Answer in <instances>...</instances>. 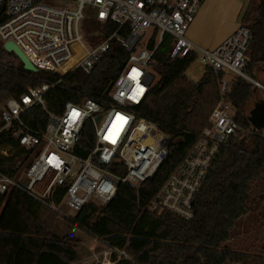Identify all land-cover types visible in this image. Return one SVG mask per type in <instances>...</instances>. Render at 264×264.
<instances>
[{
  "label": "built area",
  "instance_id": "1",
  "mask_svg": "<svg viewBox=\"0 0 264 264\" xmlns=\"http://www.w3.org/2000/svg\"><path fill=\"white\" fill-rule=\"evenodd\" d=\"M204 1L0 0L3 47L8 41L14 42L38 70L53 75L28 86L20 97L3 101L0 133L10 132L21 147L32 150V156L30 165L17 177L0 171V193L18 188L55 211L66 207L76 213L89 202H110L121 182L139 190L154 177L173 152L175 138L157 121L139 116L132 106L140 104L158 80L155 51L167 38L171 59L195 52L218 78L220 99L208 124L149 204L151 210H167L193 219L196 195L213 161L232 139L243 135L235 108L227 99L232 79L226 77L240 76L264 90V84L245 72L252 40L249 26L240 25L213 49L187 37ZM110 27L111 33L103 36ZM152 40L156 42L153 49ZM111 41L119 42L129 55L106 92L107 100L83 96L67 101L60 112L49 110L47 95L69 88L67 77L78 69L91 74L108 53ZM34 107H41L48 115L43 132L31 127L25 118ZM87 123L93 127L95 143L83 157L77 148ZM245 131L264 137V126ZM6 150L2 153L7 154ZM108 250L129 258L124 250Z\"/></svg>",
  "mask_w": 264,
  "mask_h": 264
},
{
  "label": "trees",
  "instance_id": "2",
  "mask_svg": "<svg viewBox=\"0 0 264 264\" xmlns=\"http://www.w3.org/2000/svg\"><path fill=\"white\" fill-rule=\"evenodd\" d=\"M247 16L244 14L245 20L249 19ZM250 19L247 26L252 30V40L245 72L264 84V0H259ZM111 29L102 35H109ZM155 46L152 40L150 47ZM170 52L166 38L155 51L154 69L159 78L144 100L132 108L139 116L157 121L162 129L173 134V152L139 190L121 182L110 202L105 205L89 202L69 220L109 248L128 254L126 258L113 251V264H264V248L262 254L253 255L228 244L249 213L257 210L264 218V192L258 198L253 195L254 187L264 184V137L245 133L254 123L264 120V101L256 97L259 87L240 76L232 78L227 99L235 108L243 135L232 139L213 161L195 198V217L187 220L170 211L149 207L153 195L208 124L220 99L218 78L211 66L206 65L201 79L193 81L187 77L186 70L197 54L192 52L171 59ZM3 54H12L16 60L7 61ZM128 55L119 42L111 41L108 53L91 74L78 69L67 77L69 88H59L47 95L48 109L60 112L67 101H77L83 96L105 102L106 92ZM51 78L53 75L45 71L25 69L14 53L0 45V100L20 97L28 86ZM253 100L256 106L249 114L248 105ZM25 118L40 132L48 122V115L41 107L30 109ZM94 139L93 127L87 123L77 153L86 157ZM4 149L13 152L4 155ZM31 156L32 150L21 147L10 132L0 133V171L17 177L20 170L30 165ZM60 199L56 197L57 202ZM58 216L57 211L21 189L0 193V264L77 262L78 238L69 233L60 236L54 231Z\"/></svg>",
  "mask_w": 264,
  "mask_h": 264
},
{
  "label": "rangeland",
  "instance_id": "3",
  "mask_svg": "<svg viewBox=\"0 0 264 264\" xmlns=\"http://www.w3.org/2000/svg\"><path fill=\"white\" fill-rule=\"evenodd\" d=\"M238 1L239 0H211L212 5L210 15L205 18L206 32L208 36L212 37L216 32H223L221 30L226 29V27L230 24V21L233 19L238 6ZM258 2L259 0H250L245 10V14L248 15L247 18L249 17V19L243 21L244 23L242 25H247L251 22L250 18H252V16L255 14ZM147 37L148 36H145L143 38V43L146 42ZM2 44L3 42L0 41V45ZM2 56L7 61L16 60L12 54H3ZM205 68V62H203L201 57L197 55V58L186 70V75L189 79L198 81L203 76ZM155 76L156 79L159 78V75L156 74V71ZM234 77L235 76L230 74L226 78L231 80ZM256 97L261 99V101H264V91L259 89ZM3 101L4 99L0 100V112ZM255 106V100H253L248 105L249 114L251 113V110L255 108ZM245 133L247 132L245 131ZM6 151L7 154L13 152V150L10 152V149ZM3 154L7 155L5 153ZM263 192L264 184L258 183V185L254 187L253 195L258 198L261 194H263ZM57 212L59 216L56 219L54 231L60 236L69 233L75 235L78 238L75 246L80 255V259L74 264H113L111 259V250H108L109 247L106 246L104 242L92 237L83 231L79 226L74 224L71 220H69L70 216H74L76 214L74 211L65 207V209L63 208ZM258 213L259 211L255 210L253 213H249V215L243 219V226L237 228V230L234 232L233 238L228 243L231 244L233 249L253 255L262 254L264 248V218ZM106 250L108 252L107 254L105 253Z\"/></svg>",
  "mask_w": 264,
  "mask_h": 264
},
{
  "label": "crops",
  "instance_id": "4",
  "mask_svg": "<svg viewBox=\"0 0 264 264\" xmlns=\"http://www.w3.org/2000/svg\"><path fill=\"white\" fill-rule=\"evenodd\" d=\"M250 0H239L238 6L230 21V24L223 32H216L214 36H208L206 32V17L210 15L211 0H205L199 8L195 19L187 31V37L195 44L207 48L213 49L219 46L224 40H226L240 25L245 21L244 14L246 7ZM220 31V30H219ZM261 89V88H259ZM263 90V89H262ZM264 91V90H263ZM261 103V102H260Z\"/></svg>",
  "mask_w": 264,
  "mask_h": 264
},
{
  "label": "water",
  "instance_id": "5",
  "mask_svg": "<svg viewBox=\"0 0 264 264\" xmlns=\"http://www.w3.org/2000/svg\"><path fill=\"white\" fill-rule=\"evenodd\" d=\"M1 13V9H0ZM4 49L8 52L14 53L17 58L23 63L24 68L29 71H37V67L34 66L30 60L27 58V56L24 54V52L12 41H8L4 44ZM254 126L256 128H262L264 126V120L262 122H256L254 123Z\"/></svg>",
  "mask_w": 264,
  "mask_h": 264
},
{
  "label": "bare ground",
  "instance_id": "6",
  "mask_svg": "<svg viewBox=\"0 0 264 264\" xmlns=\"http://www.w3.org/2000/svg\"><path fill=\"white\" fill-rule=\"evenodd\" d=\"M253 128H256L255 126Z\"/></svg>",
  "mask_w": 264,
  "mask_h": 264
},
{
  "label": "snow or ice",
  "instance_id": "7",
  "mask_svg": "<svg viewBox=\"0 0 264 264\" xmlns=\"http://www.w3.org/2000/svg\"><path fill=\"white\" fill-rule=\"evenodd\" d=\"M122 119V118H121Z\"/></svg>",
  "mask_w": 264,
  "mask_h": 264
}]
</instances>
